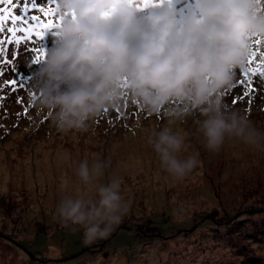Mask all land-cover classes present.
Wrapping results in <instances>:
<instances>
[{
    "label": "rangeland",
    "instance_id": "374dc122",
    "mask_svg": "<svg viewBox=\"0 0 264 264\" xmlns=\"http://www.w3.org/2000/svg\"><path fill=\"white\" fill-rule=\"evenodd\" d=\"M131 2L143 4V0ZM39 3L48 6L45 0ZM171 6L182 21L195 10V0H171ZM258 7H264V0ZM0 8L4 15H23L24 0H14L12 6L5 2ZM27 11L29 16L42 15L31 7ZM51 18L60 23L57 11ZM54 31L35 40L43 48L41 60L53 45ZM8 35L2 33L0 38ZM6 47L9 52L15 48L17 55L9 67L0 65L5 72L0 79L17 76L25 89L13 93L9 85L0 86V264H247L251 256L264 260V151L234 139H226L219 152L209 151L197 130L196 122L203 119L198 111L169 125L163 110L152 115L139 113L138 104L130 107L127 94L118 108L97 117L88 131L60 132L47 110L32 102L33 76L40 62L31 67L27 62L35 59V53H20L14 44ZM250 79L255 91L245 95L248 86L239 85L236 74V86L225 91L224 102L264 130V78ZM18 96L21 104L16 103ZM166 126L187 134L181 157L197 154L200 161L182 181L161 169L158 155L147 144L153 129ZM97 159L110 163L104 182L111 175L121 178L128 211L106 238L97 240L102 247L64 259L94 242L85 244L82 229L62 227L53 214L60 198L80 187L75 176L78 163ZM242 209L251 215L234 234L225 225H202L215 214L222 217ZM132 221L137 222L134 230L119 228Z\"/></svg>",
    "mask_w": 264,
    "mask_h": 264
},
{
    "label": "clouds",
    "instance_id": "9594fccd",
    "mask_svg": "<svg viewBox=\"0 0 264 264\" xmlns=\"http://www.w3.org/2000/svg\"><path fill=\"white\" fill-rule=\"evenodd\" d=\"M57 5L62 19L33 76L32 102L47 110L58 131H88L127 94L148 113L163 110L169 125L198 111L203 119L197 130L209 151L219 152L226 139L264 151V130L223 98L235 85L236 69L245 67L251 38H264L256 0H195V10L182 21L168 3L142 15L130 0ZM186 136L168 126L147 136L161 169L178 181L200 164L197 154L181 157ZM109 167L99 159L79 162L80 187L65 193L53 214L62 227L82 229L85 244L106 238L128 211L121 178L104 182Z\"/></svg>",
    "mask_w": 264,
    "mask_h": 264
},
{
    "label": "snow or ice",
    "instance_id": "6c2138e0",
    "mask_svg": "<svg viewBox=\"0 0 264 264\" xmlns=\"http://www.w3.org/2000/svg\"><path fill=\"white\" fill-rule=\"evenodd\" d=\"M5 2L10 6L14 5V0H0V4ZM130 3H132L131 0ZM164 3H168L171 6V0H143L142 5L134 4V6L137 10H145L148 8L160 7ZM256 3L260 5V0H256ZM52 4L55 5V9L50 6ZM45 5L48 6H41L39 0H30V3L29 0H24L23 15H18L14 12H8L7 15H4L5 9L0 8V34L5 32L9 34L5 38H0V65L9 67L13 64L14 59L17 55V50L14 48L11 52H9L6 44H14L16 46H19L20 53H35V59L32 60L33 63H39L41 61L43 48L41 46H37L35 44V40H42L46 32L52 29H56L60 24L51 18L57 11V0H45ZM29 7L37 9L38 12L42 15L32 14L31 16H29L27 11ZM257 11L261 14H264V7H258ZM57 19L60 21L62 18L58 17ZM6 22L11 26L5 28L4 24ZM22 41H24L23 44L21 43ZM29 41L33 42V46L31 48L27 46ZM251 43L260 47L256 48L255 50H253V48L251 47L250 55L246 61L248 67L246 69L243 68L241 72V75L244 77V79H241L237 82L239 85L246 84L248 86V92H246L245 95H249V93L255 91L250 77L264 78V40L255 39ZM258 52L259 55H257ZM254 61H258V63H256L255 67H251ZM10 70L13 72L16 71L15 68H11ZM4 75L5 72L3 68H0V78H3ZM4 84L9 85L10 91H12L13 93L18 90L25 89V86L20 82L17 76L7 81L0 79V86H3ZM235 86L236 85H234V87ZM30 94L34 96V93ZM2 99L3 97H0V100ZM240 99H243V97H241ZM16 103L21 104L22 98L18 96L16 99ZM232 103L235 104L236 100L233 99ZM30 106L31 105H29V107ZM27 112L28 108L26 107L24 110V114L27 115ZM105 112H107V110Z\"/></svg>",
    "mask_w": 264,
    "mask_h": 264
},
{
    "label": "trees",
    "instance_id": "16d2710c",
    "mask_svg": "<svg viewBox=\"0 0 264 264\" xmlns=\"http://www.w3.org/2000/svg\"><path fill=\"white\" fill-rule=\"evenodd\" d=\"M255 39H262L264 40V38H261V37H253L251 38L250 40V43L252 41H254ZM251 47L255 50L256 48L260 47V46H257V45H254L251 43ZM256 63H258V61H255ZM247 63H245V67L244 69L247 68L246 66ZM255 67V66H254ZM1 68V67H0ZM241 72H242V69H236V74L241 78V79H244V77L241 75ZM252 78H257V77H252ZM257 79H262V78H257ZM124 88L126 89V86H124ZM126 99L127 101L130 100L129 96L127 95L126 96ZM137 103L133 102L132 101V106L130 107H133L135 106ZM139 113H143V114H151V113H148L147 111H145L144 109H139ZM154 115V114H152ZM259 210H257V212H259L261 210V208L257 207ZM252 213H255L254 211H252ZM251 215V212L248 210V209H242V210H239L238 212H234L233 214H229V215H225V216H222V217H216L217 214L213 215V218L212 220H210L211 222L207 221L205 223H203L202 225L205 226V225H213L214 227H219L221 225H225L227 226L229 229H228V233L230 234H234L235 232L239 231V229H241V226H244L243 224L248 220V217H250ZM215 216V217H214ZM212 217V216H211ZM128 223H123L122 225L123 226H120L119 228L121 227H126L128 229H132V226H135L137 224V222L135 221H132L131 224L127 225ZM264 233V231L262 232ZM99 241L96 240V242H94L93 245H87V246H84L81 248L80 251H78L77 253H72V254H66L64 259H72V258H77L79 257L80 255H82L84 252H93V251H96L98 250L97 247H102V246H98L99 244L97 243ZM257 258V257H256ZM250 260V261H249ZM248 260L247 264H264V260L261 259V258H258V259H255L253 258V256H251V258ZM70 261V260H69ZM79 261V260H78ZM81 262V264H86L85 262L83 261H79ZM245 263V262H244Z\"/></svg>",
    "mask_w": 264,
    "mask_h": 264
}]
</instances>
